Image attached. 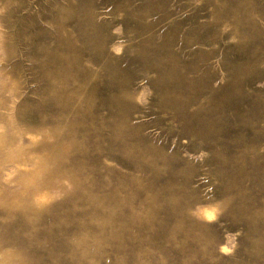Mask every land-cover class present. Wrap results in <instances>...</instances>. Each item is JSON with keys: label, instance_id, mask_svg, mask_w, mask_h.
Instances as JSON below:
<instances>
[{"label": "rangeland", "instance_id": "1", "mask_svg": "<svg viewBox=\"0 0 264 264\" xmlns=\"http://www.w3.org/2000/svg\"><path fill=\"white\" fill-rule=\"evenodd\" d=\"M0 264H264V0H0Z\"/></svg>", "mask_w": 264, "mask_h": 264}]
</instances>
